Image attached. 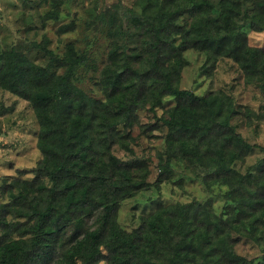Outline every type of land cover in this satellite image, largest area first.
<instances>
[{"label":"trees","instance_id":"1","mask_svg":"<svg viewBox=\"0 0 264 264\" xmlns=\"http://www.w3.org/2000/svg\"><path fill=\"white\" fill-rule=\"evenodd\" d=\"M43 1L52 8L42 22L57 21L65 0ZM112 7L95 15L108 39L106 61L93 76L99 97L79 86L86 59L72 44L61 56L34 45L43 63L15 46L0 53V88L30 105L41 154L30 178L21 172L0 187L7 197L0 203V264H264V157L245 172L236 166L254 149L237 117L260 122L264 114L240 109L221 91L198 95L179 86L186 53L195 52L204 57L203 72L230 60L264 98V48L243 32L246 24L264 32V0ZM73 28L61 25L58 33ZM170 101L159 118L165 166L151 184L145 163L123 160L113 147L131 152L138 110L154 113ZM173 161L192 167L207 190L226 188L221 212L211 201H158L138 227L123 229L120 204L167 182ZM248 246L254 255L242 250Z\"/></svg>","mask_w":264,"mask_h":264},{"label":"rangeland","instance_id":"2","mask_svg":"<svg viewBox=\"0 0 264 264\" xmlns=\"http://www.w3.org/2000/svg\"><path fill=\"white\" fill-rule=\"evenodd\" d=\"M132 2L133 0H65L60 7L57 21L42 22L41 17L52 8L49 2L0 0V53L8 52L11 46H15L17 51L24 52L30 60L43 63L44 53L34 45L46 44L47 49L61 56L66 45L72 44L77 54H82L86 59V65L78 77L79 86L90 92L89 94L99 97L93 76L101 70L106 61L108 39L104 26L95 22V15L107 8H113V5H118L123 10ZM117 14L119 15V12ZM71 23L74 24L72 31L66 34L58 33L61 25ZM243 32L247 34L250 45L264 48V32L252 31L247 24ZM186 58V66L180 75V88L191 90L198 95L221 91L225 96L231 95L235 106L240 109L248 106L264 114L263 96L257 90L244 85L241 73L230 60H221L213 70L203 72V56L187 52ZM170 105L171 101L165 104L164 109H156L154 113L146 109L138 110L139 125L131 128V152H126L118 146L113 147L117 157L125 161L145 163L148 182L151 184H155L161 177L165 166L166 129L159 118L165 117V110ZM236 123L240 124L237 127L239 133L254 147L244 161L236 165L237 169L245 172L253 169L264 157V152L260 150V147L264 148V120H248L243 114L237 117ZM37 136L38 124L28 102L0 88V187L5 180L10 182L20 177L21 172L26 173L21 178L32 176L30 171L41 159L36 146ZM169 171L167 182L158 184V189L152 186L120 204L117 221L123 229L130 231L138 227L142 219L153 212L158 201H211L213 210L216 213L221 212L225 187L207 190L195 177L194 169L182 161H173ZM6 201L7 197L0 194V203ZM242 250L254 255L249 246L243 247Z\"/></svg>","mask_w":264,"mask_h":264}]
</instances>
